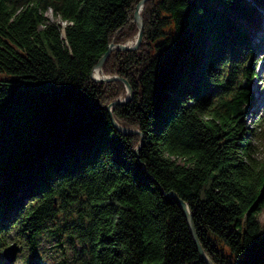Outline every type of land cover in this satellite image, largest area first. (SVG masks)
<instances>
[{
	"label": "trees",
	"instance_id": "1",
	"mask_svg": "<svg viewBox=\"0 0 264 264\" xmlns=\"http://www.w3.org/2000/svg\"><path fill=\"white\" fill-rule=\"evenodd\" d=\"M0 0V261L264 264V129L247 124L264 0ZM52 13L53 19L49 16ZM4 78V79H1ZM246 82L244 84L243 82ZM264 127V116L260 122ZM142 142V144H141Z\"/></svg>",
	"mask_w": 264,
	"mask_h": 264
},
{
	"label": "rangeland",
	"instance_id": "2",
	"mask_svg": "<svg viewBox=\"0 0 264 264\" xmlns=\"http://www.w3.org/2000/svg\"><path fill=\"white\" fill-rule=\"evenodd\" d=\"M49 16L51 17V19H53L51 12H49ZM254 39L256 42H260L261 45L260 48L257 49L259 51L255 56V59L256 58L258 59L257 60L258 62L256 63V67H255L256 71L258 72V76L251 83V90L254 92L255 97L257 99L255 100V104L252 106V108L249 109V113L247 115V124L249 128L255 129V132H252V134H250V138L253 139L252 144L259 145V143L255 140V135L257 134V132H260L264 129V127L260 125L262 117L264 116V66H263L264 65V14H263V22L261 24V29L254 31ZM255 59L249 61V64H251V62L254 63ZM103 75L106 74H102L101 71L100 77H102ZM107 76H112V75H107ZM1 79L4 78L1 77ZM243 83L246 84L245 81ZM120 99H124V97H121ZM261 219L264 221V210L262 211ZM13 242L14 241L11 239V237H9L7 243L11 244ZM56 245H58L57 239L50 237L42 238V243L40 245V251H39L41 257L39 261L40 264H54L57 261L59 262L61 259H65L66 257L63 255H68L69 257L72 258L74 251L70 247V245L63 244L61 248L57 247ZM29 254L30 253L24 247L23 252L17 256L14 262L6 263L7 261L6 262L0 261V264H30L28 262Z\"/></svg>",
	"mask_w": 264,
	"mask_h": 264
},
{
	"label": "water",
	"instance_id": "3",
	"mask_svg": "<svg viewBox=\"0 0 264 264\" xmlns=\"http://www.w3.org/2000/svg\"><path fill=\"white\" fill-rule=\"evenodd\" d=\"M148 0H142L136 7V11L134 14V21L136 22L138 28H139V32L136 35L135 39L136 42L133 45H129V42L126 44H122V45H111L109 51L106 53V55L103 57V59L100 61V63L97 65L96 67V71L98 73H100L101 71H103V66L104 63L106 61V59L109 57L111 51H113L114 49L120 50V51H136L139 49V47L142 44V40H143V35H144V21H143V16H142V9L144 7V5L146 4ZM95 75V74H94ZM93 75L94 80L98 81V82H111V81H121L125 84L126 89H127V96L124 99H118L117 101L111 103L107 110L110 112V118L111 121L113 123V125L118 129V131L124 133V134H137L140 135L141 137H143V134L139 131V130H134V129H127L124 128L123 126H121L115 119L114 115H113V108L116 105H123L125 104L127 101H129L132 97H133V91H132V87L130 85V83L119 77V76H107V75H103L102 77H98L96 78ZM142 144V142H141ZM171 197L173 199H175V201L181 206V208L183 209L186 218L189 222L195 243L198 247V250L201 254V256L204 258V260L208 263V264H214L210 258L208 257V255L206 254L204 248L202 247L197 231H196V227H195V223L193 220V215L191 212V209L189 207V205L183 200L181 199L178 194H176L175 192L171 193ZM22 251V247L18 246L17 244H13L7 248L4 249V256L6 257L7 260L9 261H14L16 259V255Z\"/></svg>",
	"mask_w": 264,
	"mask_h": 264
},
{
	"label": "bare ground",
	"instance_id": "4",
	"mask_svg": "<svg viewBox=\"0 0 264 264\" xmlns=\"http://www.w3.org/2000/svg\"><path fill=\"white\" fill-rule=\"evenodd\" d=\"M135 42H136V39L134 38V39H132L131 41H129V45H133V44H135ZM253 45H255V49L257 50V49H259L260 48V42H256L255 41V43L253 44ZM94 75V74H93ZM96 78H98L99 76H101V72L100 73H98L97 71L95 72V75H94Z\"/></svg>",
	"mask_w": 264,
	"mask_h": 264
}]
</instances>
